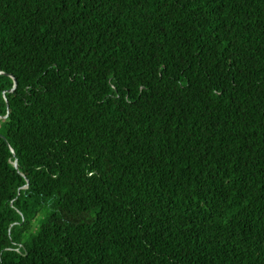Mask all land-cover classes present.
I'll return each mask as SVG.
<instances>
[{"label": "trees", "instance_id": "1", "mask_svg": "<svg viewBox=\"0 0 264 264\" xmlns=\"http://www.w3.org/2000/svg\"><path fill=\"white\" fill-rule=\"evenodd\" d=\"M0 264H264V0H0Z\"/></svg>", "mask_w": 264, "mask_h": 264}, {"label": "water", "instance_id": "2", "mask_svg": "<svg viewBox=\"0 0 264 264\" xmlns=\"http://www.w3.org/2000/svg\"><path fill=\"white\" fill-rule=\"evenodd\" d=\"M11 91H13V89ZM13 165H14V167L17 168V161L16 160L14 161Z\"/></svg>", "mask_w": 264, "mask_h": 264}]
</instances>
